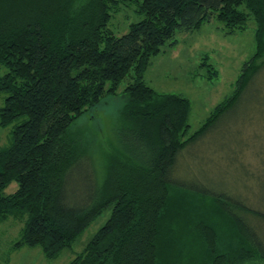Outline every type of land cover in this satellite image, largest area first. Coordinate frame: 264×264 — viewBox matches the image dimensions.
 <instances>
[{
  "label": "trees",
  "instance_id": "1",
  "mask_svg": "<svg viewBox=\"0 0 264 264\" xmlns=\"http://www.w3.org/2000/svg\"><path fill=\"white\" fill-rule=\"evenodd\" d=\"M131 4L143 18L117 36L109 23ZM214 19L228 34L245 31L253 20L257 48L234 93L191 133L190 101L156 92L145 73L152 57L176 44L178 32ZM262 57L264 0H0V67L6 69L0 127L17 123L11 143L0 150V224L14 219L23 225L13 248L40 247L54 260L111 209L69 264H176V227L187 219L182 207L170 209V193L179 189L211 200L205 216L211 222L202 219L190 231L191 241L206 249L203 264H264V210L228 186L176 178L180 154L234 110L264 70V62L257 64ZM128 77L133 82L125 89L123 116L131 127L120 148L107 154L98 183L73 128L109 83L115 89ZM13 183L16 190L7 193ZM217 218L237 230L234 245L220 246Z\"/></svg>",
  "mask_w": 264,
  "mask_h": 264
},
{
  "label": "rangeland",
  "instance_id": "2",
  "mask_svg": "<svg viewBox=\"0 0 264 264\" xmlns=\"http://www.w3.org/2000/svg\"><path fill=\"white\" fill-rule=\"evenodd\" d=\"M142 18L136 4L123 5L113 16L108 30L123 36L131 24ZM256 48L253 20L248 22L245 31L228 34L214 19L193 32H178L175 45H165L162 53L151 58L145 81L158 93L181 95L190 101L189 125L193 133L216 106L234 93L242 69ZM263 62L264 57L257 64ZM5 72L1 65L0 74ZM132 82L128 77L115 89L109 83L100 103L91 107L73 128L90 153L92 160L87 171L94 174L98 183L104 181L111 148H120L119 141L127 140L125 128L131 125L123 111L129 103L125 89ZM5 99L6 94L0 93V108ZM16 124L0 127V150L11 143ZM178 161V180L198 181L218 188L228 186L244 196L249 204L264 210V70L252 80L240 102L218 128L184 150ZM16 188L17 184L13 183L6 192L12 193ZM178 190L170 193V209L171 206L182 207L187 219L184 217L176 227L173 261L203 264L207 258L206 249L201 248L199 242L191 241L194 236H190V231H194L202 219L208 220L205 216L212 212L211 200ZM110 216L111 209H108L54 260L46 258L40 247L24 246L15 250L13 245L20 239L23 225L14 219L1 223L0 264H69L83 252ZM215 224L224 243L221 247L237 240L239 234L226 218H217ZM262 227L260 232L264 239V225Z\"/></svg>",
  "mask_w": 264,
  "mask_h": 264
}]
</instances>
